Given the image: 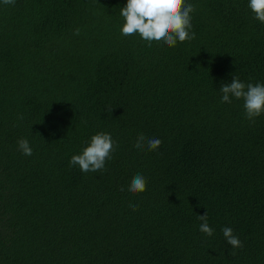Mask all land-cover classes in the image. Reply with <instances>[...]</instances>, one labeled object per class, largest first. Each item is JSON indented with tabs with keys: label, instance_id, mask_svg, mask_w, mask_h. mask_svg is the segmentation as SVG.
<instances>
[{
	"label": "trees",
	"instance_id": "obj_1",
	"mask_svg": "<svg viewBox=\"0 0 264 264\" xmlns=\"http://www.w3.org/2000/svg\"><path fill=\"white\" fill-rule=\"evenodd\" d=\"M126 3L0 0V264H264V114L220 92L264 84V23L186 0L195 39L149 46L121 34ZM100 132L104 169L70 165Z\"/></svg>",
	"mask_w": 264,
	"mask_h": 264
},
{
	"label": "clouds",
	"instance_id": "obj_2",
	"mask_svg": "<svg viewBox=\"0 0 264 264\" xmlns=\"http://www.w3.org/2000/svg\"><path fill=\"white\" fill-rule=\"evenodd\" d=\"M5 5H15L16 0H2ZM249 8L256 20L264 23V0H249ZM194 6L186 3V0H127L126 6L121 9V16L124 24L121 34L124 36L139 35L151 46L153 43L166 44L168 47H175L177 41L184 43L195 39V33L190 34L192 28L190 13L194 11ZM75 35L80 34V30H75ZM220 92L223 94L222 103H231V97L243 99L246 117L253 120L264 114V84L242 83L238 77H233L230 84H222ZM22 118V117H21ZM145 137L138 136L135 145L138 149H143ZM162 141L157 138L147 139L149 150H156ZM19 149L26 156L32 155V149L26 139L18 141ZM115 141L110 134L97 133L91 137L90 143L82 151V154L73 155L70 165H78L83 173L96 172L104 169L105 162L111 158L115 151ZM145 178L137 174L133 177L129 191L133 194L146 191ZM203 221L200 231L208 236L213 235V229L208 225L207 212L199 215ZM223 235L232 248H242L239 238L233 234L230 227L222 229Z\"/></svg>",
	"mask_w": 264,
	"mask_h": 264
}]
</instances>
